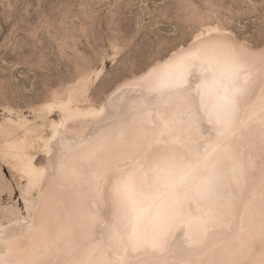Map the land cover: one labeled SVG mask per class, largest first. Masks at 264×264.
Instances as JSON below:
<instances>
[{
	"label": "bare ground",
	"instance_id": "bare-ground-1",
	"mask_svg": "<svg viewBox=\"0 0 264 264\" xmlns=\"http://www.w3.org/2000/svg\"><path fill=\"white\" fill-rule=\"evenodd\" d=\"M233 35L198 34L100 112L59 93L60 121L4 138L37 201L0 264H264V44Z\"/></svg>",
	"mask_w": 264,
	"mask_h": 264
},
{
	"label": "rangeland",
	"instance_id": "rangeland-1",
	"mask_svg": "<svg viewBox=\"0 0 264 264\" xmlns=\"http://www.w3.org/2000/svg\"><path fill=\"white\" fill-rule=\"evenodd\" d=\"M215 26L250 46L263 45L264 0H0V143L25 127L60 121L61 112L47 107L70 89L81 90L91 111H102L124 78ZM63 145L67 156L71 148ZM4 150L0 248L24 232L37 201L36 188L28 189ZM31 152L44 161L43 151Z\"/></svg>",
	"mask_w": 264,
	"mask_h": 264
}]
</instances>
